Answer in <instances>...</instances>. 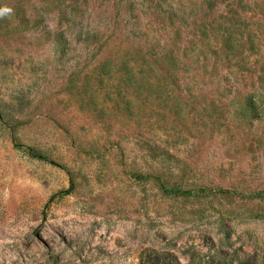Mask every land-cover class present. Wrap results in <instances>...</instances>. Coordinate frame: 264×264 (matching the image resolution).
<instances>
[{
  "label": "rangeland",
  "instance_id": "374dc122",
  "mask_svg": "<svg viewBox=\"0 0 264 264\" xmlns=\"http://www.w3.org/2000/svg\"><path fill=\"white\" fill-rule=\"evenodd\" d=\"M3 6L0 264H264V0Z\"/></svg>",
  "mask_w": 264,
  "mask_h": 264
},
{
  "label": "clouds",
  "instance_id": "9594fccd",
  "mask_svg": "<svg viewBox=\"0 0 264 264\" xmlns=\"http://www.w3.org/2000/svg\"><path fill=\"white\" fill-rule=\"evenodd\" d=\"M13 9L9 6L0 7V18L10 16L13 13Z\"/></svg>",
  "mask_w": 264,
  "mask_h": 264
},
{
  "label": "trees",
  "instance_id": "16d2710c",
  "mask_svg": "<svg viewBox=\"0 0 264 264\" xmlns=\"http://www.w3.org/2000/svg\"><path fill=\"white\" fill-rule=\"evenodd\" d=\"M222 191L228 192L227 189H223ZM191 192H192V190H179V191H175L174 193L177 194V195H181V194H188V193H191Z\"/></svg>",
  "mask_w": 264,
  "mask_h": 264
}]
</instances>
